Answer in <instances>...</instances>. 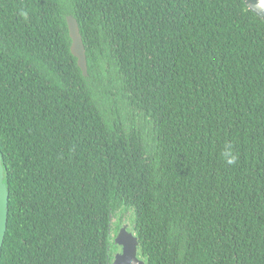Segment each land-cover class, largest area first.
I'll list each match as a JSON object with an SVG mask.
<instances>
[{"label":"trees","instance_id":"1","mask_svg":"<svg viewBox=\"0 0 264 264\" xmlns=\"http://www.w3.org/2000/svg\"><path fill=\"white\" fill-rule=\"evenodd\" d=\"M0 150V264H111L122 209L147 264H264V22L243 0H0Z\"/></svg>","mask_w":264,"mask_h":264},{"label":"water","instance_id":"2","mask_svg":"<svg viewBox=\"0 0 264 264\" xmlns=\"http://www.w3.org/2000/svg\"><path fill=\"white\" fill-rule=\"evenodd\" d=\"M246 6L264 22V3L261 0H243ZM67 25L72 40L71 53L77 59L78 67L84 76L88 75L86 48L80 31L78 20L68 16ZM9 190L5 182L3 156L0 150V255L4 246L9 218ZM114 244L121 248V253L115 255L111 264H147L139 256V237L127 226L121 228L114 239Z\"/></svg>","mask_w":264,"mask_h":264},{"label":"rangeland","instance_id":"3","mask_svg":"<svg viewBox=\"0 0 264 264\" xmlns=\"http://www.w3.org/2000/svg\"><path fill=\"white\" fill-rule=\"evenodd\" d=\"M113 91L117 92L115 89ZM111 97L114 102L110 103L107 106L109 108L111 107L110 110L111 109L114 110L115 111L114 113L117 114L118 110L116 106L118 105L121 108V110L124 112L122 118L127 123V125H131L134 122L140 125V121L142 120V118H139L138 113L134 109H132L129 105L126 104L127 103L126 100H124L120 94L113 95ZM145 133L151 135L150 130H146ZM134 216L135 215L133 210L122 209L117 211L113 215L112 237L115 238L118 232L124 226H127L129 230H133L134 220H135ZM120 253H121V248L119 249L114 246L111 247V255L113 258L115 257V255Z\"/></svg>","mask_w":264,"mask_h":264},{"label":"clouds","instance_id":"4","mask_svg":"<svg viewBox=\"0 0 264 264\" xmlns=\"http://www.w3.org/2000/svg\"><path fill=\"white\" fill-rule=\"evenodd\" d=\"M261 3H264V0H261ZM220 156L228 165H233L238 160V153L234 151V148L230 143H225L222 146Z\"/></svg>","mask_w":264,"mask_h":264},{"label":"flooded vegetation","instance_id":"5","mask_svg":"<svg viewBox=\"0 0 264 264\" xmlns=\"http://www.w3.org/2000/svg\"><path fill=\"white\" fill-rule=\"evenodd\" d=\"M120 249V248H119Z\"/></svg>","mask_w":264,"mask_h":264}]
</instances>
